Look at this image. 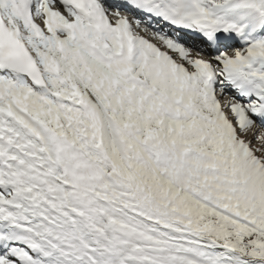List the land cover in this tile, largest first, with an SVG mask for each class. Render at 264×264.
<instances>
[{
  "label": "snow or ice",
  "instance_id": "obj_1",
  "mask_svg": "<svg viewBox=\"0 0 264 264\" xmlns=\"http://www.w3.org/2000/svg\"><path fill=\"white\" fill-rule=\"evenodd\" d=\"M0 264H264V0H0Z\"/></svg>",
  "mask_w": 264,
  "mask_h": 264
}]
</instances>
